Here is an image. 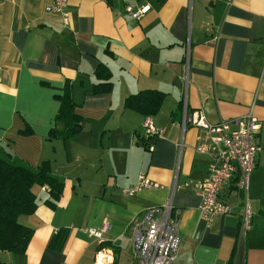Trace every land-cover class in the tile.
I'll return each mask as SVG.
<instances>
[{
    "label": "crops",
    "instance_id": "obj_1",
    "mask_svg": "<svg viewBox=\"0 0 264 264\" xmlns=\"http://www.w3.org/2000/svg\"><path fill=\"white\" fill-rule=\"evenodd\" d=\"M50 3L0 0V159L30 171L47 163L63 182L54 208L44 204L46 187L33 188L35 213L17 218L33 232L27 249L0 252V262L139 264L133 225L171 198L180 238L173 264H264V0H68L66 23L45 11ZM143 6L140 20L125 12ZM149 92L163 97L151 151L139 137ZM66 96L81 130L64 139L56 117ZM184 97L187 111L211 124L251 109L260 124L245 236L236 182L222 193L230 213L208 225L185 186L206 177L208 161L195 151L199 129L181 128ZM140 173L157 188L125 197ZM103 224L111 247L98 252L88 230Z\"/></svg>",
    "mask_w": 264,
    "mask_h": 264
},
{
    "label": "built area",
    "instance_id": "obj_2",
    "mask_svg": "<svg viewBox=\"0 0 264 264\" xmlns=\"http://www.w3.org/2000/svg\"><path fill=\"white\" fill-rule=\"evenodd\" d=\"M67 3L68 0H51L45 11L61 16L66 23ZM147 10V6L139 7L135 11L127 7L125 12L132 19L140 20ZM188 126L199 129L195 151L205 156L208 161L206 177L185 184L190 186L200 199L199 212L202 220L208 225L216 216L230 213V207L224 202L222 193L236 182V187L241 191L240 230L245 236L251 228L252 221L249 203L251 174L262 152L261 146L257 143L259 122L253 117L251 109L241 118L211 124L201 111L189 113L184 97L181 128L184 131ZM157 134L158 130L153 124L152 117H145L139 137L148 151L152 150L150 140ZM155 188L157 185L153 184L145 173H140L136 184L122 190V194L130 197L143 190ZM178 218L179 213L174 210L171 198L159 206L144 211L142 219L133 225L131 237L133 251L139 264L174 263L180 245ZM108 230V225L103 224L99 230L89 229L88 235L101 244Z\"/></svg>",
    "mask_w": 264,
    "mask_h": 264
},
{
    "label": "trees",
    "instance_id": "obj_3",
    "mask_svg": "<svg viewBox=\"0 0 264 264\" xmlns=\"http://www.w3.org/2000/svg\"><path fill=\"white\" fill-rule=\"evenodd\" d=\"M106 86L108 85L97 86V92ZM148 95L150 96L147 103L149 110L145 117H152L163 97L152 92H149ZM127 103L138 110L142 104L136 99H129ZM73 108V103L66 96L56 117L57 121L65 124V129L61 132V137L64 139L79 133L81 130L79 117L73 113ZM49 136L55 137L52 131ZM34 187H46L48 189V199L44 204L54 208L55 202L61 194L63 182L60 178L50 174L47 163H42L35 171H30L24 167L11 166L0 159V252H8L14 255L25 253L33 232L19 225L17 218L35 213L37 203L33 191ZM110 247L106 243H101L96 251L99 252ZM0 264L3 263L0 262Z\"/></svg>",
    "mask_w": 264,
    "mask_h": 264
}]
</instances>
